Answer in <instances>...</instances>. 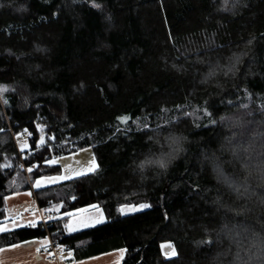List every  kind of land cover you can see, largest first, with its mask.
<instances>
[{"label":"trees","instance_id":"trees-1","mask_svg":"<svg viewBox=\"0 0 264 264\" xmlns=\"http://www.w3.org/2000/svg\"><path fill=\"white\" fill-rule=\"evenodd\" d=\"M87 149L92 172L33 189ZM26 191L53 220L0 230V249L264 264V0H0V224ZM95 205L109 221L69 235Z\"/></svg>","mask_w":264,"mask_h":264},{"label":"crops","instance_id":"crops-1","mask_svg":"<svg viewBox=\"0 0 264 264\" xmlns=\"http://www.w3.org/2000/svg\"><path fill=\"white\" fill-rule=\"evenodd\" d=\"M81 153L83 152L66 157L77 156ZM70 176L69 179L77 175ZM64 180L68 179L65 178L63 169L61 176L38 179L33 189L48 187ZM95 208L96 206H88L80 209V211L85 212ZM46 218L47 215L40 210L33 191L12 194L6 197V219L0 224V230L9 232L26 226H34L41 222H47ZM51 220H53V217L48 221ZM123 254V250H115L76 261L72 259L69 253L61 252L59 249L56 254L53 253L52 242L49 238L32 239L1 248L0 264H120Z\"/></svg>","mask_w":264,"mask_h":264},{"label":"rangeland","instance_id":"rangeland-1","mask_svg":"<svg viewBox=\"0 0 264 264\" xmlns=\"http://www.w3.org/2000/svg\"><path fill=\"white\" fill-rule=\"evenodd\" d=\"M18 146L21 150L27 149L29 147L28 138L26 136H19L17 138ZM44 142V138H41L39 145ZM83 152L80 155L72 157H60L55 160L54 163L59 164L64 169L65 178L69 180V176H81L92 172L96 168V159L91 149L80 151ZM95 167V168H94ZM94 168V169H93ZM93 169V170H92ZM70 176V177H72ZM74 178V177H73ZM96 206V205H95ZM145 206V207H142ZM150 208L149 204L141 205H122L117 209L118 214L121 216L140 213L146 211ZM64 216V215H63ZM51 218L47 214V222ZM109 221L105 211L97 207L95 209L87 210L82 212L79 210L72 213L67 220L66 231L69 235L77 233L82 230H86ZM57 248V246H54ZM162 252L166 257H175L177 255L175 247L171 243L162 244Z\"/></svg>","mask_w":264,"mask_h":264},{"label":"built area","instance_id":"built-area-1","mask_svg":"<svg viewBox=\"0 0 264 264\" xmlns=\"http://www.w3.org/2000/svg\"><path fill=\"white\" fill-rule=\"evenodd\" d=\"M52 251H53V253H57L58 252V249L57 248H55L53 245H52Z\"/></svg>","mask_w":264,"mask_h":264},{"label":"snow or ice","instance_id":"snow-or-ice-1","mask_svg":"<svg viewBox=\"0 0 264 264\" xmlns=\"http://www.w3.org/2000/svg\"><path fill=\"white\" fill-rule=\"evenodd\" d=\"M160 164H161L162 167L165 166L164 163H163V161H161ZM37 186H39V185H37ZM142 207H145V206H142Z\"/></svg>","mask_w":264,"mask_h":264}]
</instances>
